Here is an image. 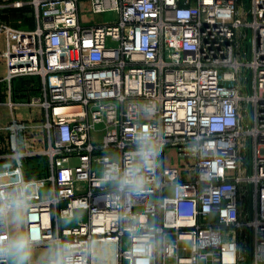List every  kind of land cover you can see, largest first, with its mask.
<instances>
[{
  "label": "built area",
  "instance_id": "built-area-1",
  "mask_svg": "<svg viewBox=\"0 0 264 264\" xmlns=\"http://www.w3.org/2000/svg\"><path fill=\"white\" fill-rule=\"evenodd\" d=\"M82 1H16L33 29L0 19L9 95L17 77L43 82L7 101L16 167L0 188L26 193L24 230L77 264H264V0H87L114 14L91 26ZM20 105L45 112V149ZM141 134L158 165L128 198L100 176ZM34 157L46 172L32 174Z\"/></svg>",
  "mask_w": 264,
  "mask_h": 264
},
{
  "label": "clouds",
  "instance_id": "clouds-1",
  "mask_svg": "<svg viewBox=\"0 0 264 264\" xmlns=\"http://www.w3.org/2000/svg\"><path fill=\"white\" fill-rule=\"evenodd\" d=\"M134 143L123 163L113 159L100 176L102 184L111 185L115 193L128 198L148 190L160 155L159 146L148 134L137 135ZM29 211L26 193L0 188V226L7 232L6 238H0V264H77L71 249L61 240L38 249V242L24 230Z\"/></svg>",
  "mask_w": 264,
  "mask_h": 264
},
{
  "label": "crops",
  "instance_id": "crops-1",
  "mask_svg": "<svg viewBox=\"0 0 264 264\" xmlns=\"http://www.w3.org/2000/svg\"><path fill=\"white\" fill-rule=\"evenodd\" d=\"M16 1L18 0H0V19L15 27L33 29L37 24V20L34 17L32 9L28 5L20 8L15 7L14 3ZM5 49L4 37L0 35V130H3V135L0 136V172L11 171L16 167L13 160L7 156L10 153L8 127L12 120V113L7 106V101L11 99L16 103H28L39 95L41 88H43V82L39 76H20L12 81L10 86L11 95H9V85L4 81L7 74V64L1 56ZM15 114L20 120L37 127L36 134L39 138L38 146L42 143L44 146L43 149H45L47 147V133L41 131L39 127L45 119V112L38 108L20 105ZM37 160L41 162L42 159L40 157H34L29 160L32 174L35 168L33 164ZM38 164L37 161L35 165L36 171L38 173L40 171L46 172L44 171V167H38ZM38 173L33 175H38ZM45 248L47 247H38V249Z\"/></svg>",
  "mask_w": 264,
  "mask_h": 264
},
{
  "label": "rangeland",
  "instance_id": "rangeland-1",
  "mask_svg": "<svg viewBox=\"0 0 264 264\" xmlns=\"http://www.w3.org/2000/svg\"><path fill=\"white\" fill-rule=\"evenodd\" d=\"M249 4V2H248ZM88 1L87 0H83L81 2V5H80V17H81V22L83 25L85 26H91V25H97V24H103L111 19H113L114 17V14L111 13V12H108V13H102V14H92L90 13V10L88 9ZM3 135V130H0V136ZM39 149H43L44 146L43 144L41 143V145L38 146ZM174 157V151H170L169 153V159L168 161L169 162H172V158ZM38 161V167L39 166H42V167H45V171L47 169L46 167V161L45 160H41V162H39L40 160H37ZM34 162V172L33 174H37L38 172L36 171V162ZM173 163H174V160H173ZM44 189V188H43ZM41 189V193L45 192L46 190L44 189ZM18 227V226H17ZM185 243L182 244V247L184 246Z\"/></svg>",
  "mask_w": 264,
  "mask_h": 264
}]
</instances>
